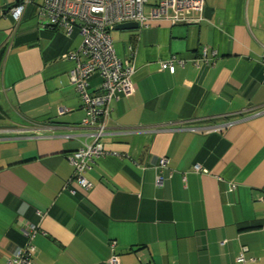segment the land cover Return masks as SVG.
I'll return each instance as SVG.
<instances>
[{
    "label": "crops",
    "instance_id": "0c3cea01",
    "mask_svg": "<svg viewBox=\"0 0 264 264\" xmlns=\"http://www.w3.org/2000/svg\"><path fill=\"white\" fill-rule=\"evenodd\" d=\"M14 4L0 0V264L29 224L32 264H106L112 243L120 264H236L243 248L264 264V0H205L198 23L111 31L134 92L112 104L85 188L66 183V157L91 140L61 60L81 36L43 28L33 5L13 29ZM203 50L213 66L195 65ZM170 56L183 61L173 74L159 68Z\"/></svg>",
    "mask_w": 264,
    "mask_h": 264
},
{
    "label": "built area",
    "instance_id": "2783aa9c",
    "mask_svg": "<svg viewBox=\"0 0 264 264\" xmlns=\"http://www.w3.org/2000/svg\"><path fill=\"white\" fill-rule=\"evenodd\" d=\"M33 5L36 19L45 29H62L69 35L76 29L81 41L79 46L61 56V60L72 64L68 80L80 98L85 117L82 125L89 129L91 142L66 157L72 167V179L85 188L88 186L84 174L93 158H99L105 151L102 138L105 135L106 120L112 110V104L119 95L124 97L133 94L131 77L135 72L133 64L118 58L115 52L112 27L125 23H136L142 30L152 22L166 21L172 25L198 23L202 20L205 0H21L12 6L8 13L14 22V28L20 24L26 9ZM131 50V48H129ZM214 55V53H213ZM264 79V49L261 56ZM213 66L214 63L205 58V50L200 64ZM175 64H183L176 56L159 62L161 71L174 73ZM97 76L100 79V92L96 95L88 93L89 80ZM62 113V112H60ZM210 129V128H209ZM212 128L209 131H216ZM167 160L161 158L155 167L156 192L162 186V171ZM199 166L194 171L199 172ZM201 171V170H200ZM203 173L205 171H202ZM65 183V185H66ZM70 192L73 193V190ZM264 201V198H263ZM38 232V225L29 224L22 229L25 238L23 246L15 249L6 264H32L34 246L32 240ZM115 244H111V256L106 264H120L115 254ZM243 248L235 259L236 264H257L255 258H245Z\"/></svg>",
    "mask_w": 264,
    "mask_h": 264
},
{
    "label": "water",
    "instance_id": "95a60500",
    "mask_svg": "<svg viewBox=\"0 0 264 264\" xmlns=\"http://www.w3.org/2000/svg\"><path fill=\"white\" fill-rule=\"evenodd\" d=\"M21 2V0H15V4L17 5ZM208 8L205 9V13L208 12ZM138 26L136 23H125V24H120V25H116L114 27H112V31H130V30H137Z\"/></svg>",
    "mask_w": 264,
    "mask_h": 264
},
{
    "label": "rangeland",
    "instance_id": "374dc122",
    "mask_svg": "<svg viewBox=\"0 0 264 264\" xmlns=\"http://www.w3.org/2000/svg\"><path fill=\"white\" fill-rule=\"evenodd\" d=\"M112 34H113L114 36H117V35H119L120 33H119V32H112Z\"/></svg>",
    "mask_w": 264,
    "mask_h": 264
},
{
    "label": "trees",
    "instance_id": "16d2710c",
    "mask_svg": "<svg viewBox=\"0 0 264 264\" xmlns=\"http://www.w3.org/2000/svg\"><path fill=\"white\" fill-rule=\"evenodd\" d=\"M1 59H2V52L0 51V62H1Z\"/></svg>",
    "mask_w": 264,
    "mask_h": 264
}]
</instances>
